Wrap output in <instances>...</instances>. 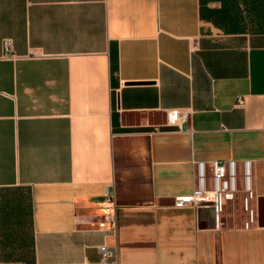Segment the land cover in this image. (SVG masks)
I'll return each mask as SVG.
<instances>
[{
	"label": "crops",
	"instance_id": "1",
	"mask_svg": "<svg viewBox=\"0 0 264 264\" xmlns=\"http://www.w3.org/2000/svg\"><path fill=\"white\" fill-rule=\"evenodd\" d=\"M231 159L248 209L175 206ZM0 264H264V0H0Z\"/></svg>",
	"mask_w": 264,
	"mask_h": 264
},
{
	"label": "built area",
	"instance_id": "2",
	"mask_svg": "<svg viewBox=\"0 0 264 264\" xmlns=\"http://www.w3.org/2000/svg\"><path fill=\"white\" fill-rule=\"evenodd\" d=\"M3 57L14 60L17 55L14 52L13 41L10 38L4 40ZM29 58L35 57L29 54ZM243 99H238V104H242ZM169 124L181 128L188 121L187 113H180L173 110L168 114ZM195 165V187L193 193L187 196H178L175 199V206L186 205L210 206L215 214L216 222L222 218V214L228 202L236 199L239 192H245L244 205L248 209L249 202L254 198L253 189V161L250 159L238 162L231 160H213L211 162L197 161ZM240 180H242V185ZM106 198L109 202L113 200V192L106 191ZM99 226L110 231L117 230L116 214L111 212L104 216L99 222ZM102 251L103 263H116V251L107 243L99 246Z\"/></svg>",
	"mask_w": 264,
	"mask_h": 264
}]
</instances>
